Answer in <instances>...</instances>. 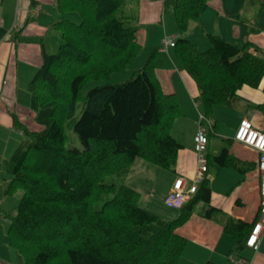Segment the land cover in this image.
<instances>
[{
    "label": "trees",
    "instance_id": "obj_1",
    "mask_svg": "<svg viewBox=\"0 0 264 264\" xmlns=\"http://www.w3.org/2000/svg\"><path fill=\"white\" fill-rule=\"evenodd\" d=\"M212 1L165 0L163 6L175 19L178 67L196 84L208 120L216 108L230 107L244 86L258 88L264 80V58L251 54L250 45L240 48L208 34L210 48L202 51L186 37ZM135 4L138 0H56L63 16L53 25L60 46L50 54L42 44V65L28 86L42 130L18 124L25 138L7 167L6 195H22L5 213L9 243L24 264H179L188 244L179 229L199 204L205 219L218 211L211 205L210 180L170 222L141 207L140 193L124 183L138 160L176 173L184 149L172 135L182 117L178 97L165 94L156 77L167 65L162 47L129 82L83 95L89 83L124 73L142 52ZM216 128L215 123L209 138ZM69 130L82 149L68 146ZM207 159L209 168L240 175L258 167L229 147ZM258 220L259 213L251 221L226 219L223 232L235 243L229 256L247 250Z\"/></svg>",
    "mask_w": 264,
    "mask_h": 264
},
{
    "label": "crops",
    "instance_id": "obj_2",
    "mask_svg": "<svg viewBox=\"0 0 264 264\" xmlns=\"http://www.w3.org/2000/svg\"><path fill=\"white\" fill-rule=\"evenodd\" d=\"M164 1L138 0V7L134 5L139 18L136 27L144 44L142 50L144 46L157 41L158 46L153 48L155 50L162 47L166 37H178L176 29L171 33L175 19L173 21L171 15L164 13ZM242 1L213 0L200 19L190 25L186 37L203 50H208L210 44L207 35L219 34L227 42L240 48L250 45L251 54L264 58V5L257 1L254 3V0L245 5ZM5 2L6 0H0V264H24L20 254L11 248L9 243L10 225L5 219V213L18 206L22 195H6L11 181L7 167L25 138L18 124H23L33 132L40 131L30 108L28 82L34 78L42 65V44L46 47L48 40L59 41V33L51 38L49 34L55 22L63 16L56 8V0H15L13 10L10 9L11 4L6 8ZM145 29L156 31L157 36L152 37V31L146 33ZM173 54L174 56L169 50L163 53L165 60L166 56L169 57L172 65L170 67L167 64L164 69L157 70L156 77L164 93L176 94L182 108V117L172 128V135L184 147L178 156L177 172L172 176L148 167V163L136 161L128 175L127 183V186L140 193L143 208L158 216L164 215V201L171 193L176 180L180 177L192 179L197 168L194 137L199 125L200 111L197 99L200 92L194 81L180 71L175 53ZM226 108L232 110L230 112H236V133L241 122L248 120L256 131L264 134V80L258 88L244 86L239 90L233 104ZM220 110L221 107L216 108V117L211 120L213 126L215 123L217 125L216 134L221 130V126L227 123L226 114ZM234 142L236 147L231 150L239 159L257 164L259 154L256 151ZM217 153L218 151L213 152ZM143 171L149 172L153 178L137 180L136 173ZM209 178L212 189L211 205L218 211L211 219L195 217L194 214L190 222L179 229V233L188 240V248L192 244L197 250L208 252L210 256L207 254V264H264V240L257 253L247 249L240 255L229 256L235 244L233 239L223 232L227 218L251 221L258 214L257 170L252 174L240 175L232 169L211 166ZM198 207L203 211V204ZM215 221H218L216 229L210 227Z\"/></svg>",
    "mask_w": 264,
    "mask_h": 264
},
{
    "label": "rangeland",
    "instance_id": "obj_3",
    "mask_svg": "<svg viewBox=\"0 0 264 264\" xmlns=\"http://www.w3.org/2000/svg\"><path fill=\"white\" fill-rule=\"evenodd\" d=\"M242 2H244V4L246 5H249L251 4V2H253V0H243ZM255 3V1H254ZM11 4V7L10 9L13 10V8L15 7L16 5V2L15 0H6L4 6L6 8H8V5ZM138 7V5H136ZM1 11V10H0ZM168 15H171L173 21H174V16L173 14H168ZM175 29H176V26L174 25L173 26V29L171 31V33H174L175 32ZM53 30V31H52ZM147 32L146 33H149L151 32L152 33V37H156L157 36V32L156 31H153L152 29H145ZM58 33L56 30L51 29V32H50V38L51 36H53L54 34ZM176 33H177V30H176ZM145 37V36H143ZM167 38H171V37H166L165 39ZM164 39V40H165ZM48 40V39H47ZM138 41L139 43L143 46V40L141 39V36L138 34ZM46 49L48 50V53L50 54H54L57 52V49L59 48V41L57 42H53L52 40H48L46 41ZM55 45V46H54ZM157 45V41L154 43V44H148L146 45V47L144 46V50H142V52L140 53V55L135 59V61L133 62L132 65H130L128 67V69L124 72V73H119V74H114L112 75L108 80L106 81H100V82H91L89 83L83 90V95L85 96L91 89L95 88V87H99V86H103V85H112V86H116V85H121V84H124V83H127L129 82L130 80H132L134 74L141 70L144 65L146 64L149 56L151 55V53L154 51V46ZM158 46V45H157ZM202 51H205L203 50L201 47H199ZM210 48V47H209ZM208 48V49H209ZM170 51V54L172 56H174V50L173 49H169ZM165 55V54H164ZM166 61H167V64L171 67V62H170V58L166 56ZM33 79V78H32ZM32 79L28 82L30 83L32 81ZM27 83V84H28ZM161 85V84H160ZM162 87V86H161ZM163 90V89H162ZM164 92V91H163ZM166 94V93H165ZM198 107H199V111L200 113L198 114L199 118L200 116H205L204 114V110H203V106L200 102H198ZM82 108L83 106H81L80 109H78V112H77V116L76 118L78 119L80 116H81V112H82ZM216 109L214 110L213 112V116L216 117ZM221 112L225 113V117L227 118V123H225L226 125H222L221 127V130L218 131L217 134L211 136L210 138V143H209V146H208V155H211L213 154L214 151H220L222 148L224 147H229V148H232L234 149L236 147L235 145V142H234V139L236 137V131L234 129V124H235V116H236V112H230L232 110H230L229 108H226V107H221ZM234 118V119H233ZM199 122V121H198ZM39 130H42L40 127H39ZM67 139H68V146L70 147H76V148H79V149H82V146L80 144V141L78 139V137L74 134L73 131H67ZM137 162H141V163H147V162H144L142 160H138ZM148 165V167L152 168V169H156L157 171H161L163 173H167L169 175H172L173 176V172H169V171H166V170H162L160 168H157L156 166H153L152 164H146ZM156 167V168H155ZM133 168V167H132ZM132 170V169H131ZM146 172V173H145ZM153 177L150 176L149 172L147 171H143V172H137L136 173V179L138 180H141V181H145L147 179H152ZM128 180H129V177H127L125 180H124V183L127 185L128 183ZM149 192V191H148ZM19 204V203H18ZM17 204V205H18ZM140 206L141 207H144L143 203H142V200H141V203H140ZM162 213L164 214L163 216H159L161 217L163 220L165 221H173L175 219L178 218L179 216V213L178 211L176 210H169L165 205L163 207V211ZM201 213L202 211L199 209V207L196 209V212H195V217H200L201 216ZM220 219V218H219ZM214 226H213V225ZM212 224H210V227L216 229V224H218V221H215V222H212ZM9 229V227H8ZM235 244V243H234ZM190 245V244H189ZM234 248H235V245H234ZM244 253V252H243ZM207 254L208 252H204V251H199L197 250L196 248H194L192 246V244L190 245V247L188 248V246L186 247L185 251H184V254H183V258L180 260L179 264H207L208 262V257L210 256L208 254V257H207ZM19 255V254H18ZM20 256V255H19ZM21 257V256H20ZM22 259V257H21ZM205 259V260H204ZM23 262V260H22Z\"/></svg>",
    "mask_w": 264,
    "mask_h": 264
},
{
    "label": "built area",
    "instance_id": "obj_4",
    "mask_svg": "<svg viewBox=\"0 0 264 264\" xmlns=\"http://www.w3.org/2000/svg\"><path fill=\"white\" fill-rule=\"evenodd\" d=\"M264 5V0H254ZM165 50L175 47V38H167L163 42ZM211 124L200 116L198 131L194 138V151L197 160V170L193 179L179 178L173 186L171 194L165 200L169 209H181L190 202L191 198L198 192L200 185L208 178L209 166L207 149L209 144V129ZM236 141L254 149L259 153L257 172L259 175L260 192V218L247 240V246L255 252L259 250L260 243L264 238V134L256 131L252 124L243 121L236 135Z\"/></svg>",
    "mask_w": 264,
    "mask_h": 264
}]
</instances>
